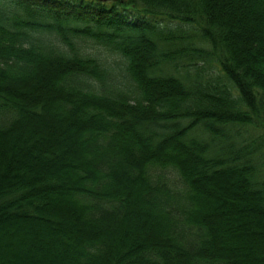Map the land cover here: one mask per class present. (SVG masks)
<instances>
[{"label": "trees", "instance_id": "trees-1", "mask_svg": "<svg viewBox=\"0 0 264 264\" xmlns=\"http://www.w3.org/2000/svg\"><path fill=\"white\" fill-rule=\"evenodd\" d=\"M0 264H264V0H0Z\"/></svg>", "mask_w": 264, "mask_h": 264}, {"label": "bare ground", "instance_id": "bare-ground-1", "mask_svg": "<svg viewBox=\"0 0 264 264\" xmlns=\"http://www.w3.org/2000/svg\"><path fill=\"white\" fill-rule=\"evenodd\" d=\"M126 205H127V206H130V205H131V203H127Z\"/></svg>", "mask_w": 264, "mask_h": 264}, {"label": "rangeland", "instance_id": "rangeland-1", "mask_svg": "<svg viewBox=\"0 0 264 264\" xmlns=\"http://www.w3.org/2000/svg\"><path fill=\"white\" fill-rule=\"evenodd\" d=\"M250 130L252 131V128H250Z\"/></svg>", "mask_w": 264, "mask_h": 264}]
</instances>
